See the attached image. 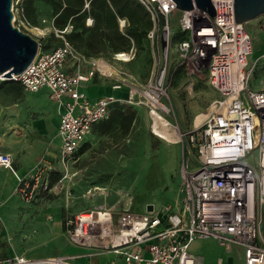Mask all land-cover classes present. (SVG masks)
<instances>
[{"label":"built area","instance_id":"obj_1","mask_svg":"<svg viewBox=\"0 0 264 264\" xmlns=\"http://www.w3.org/2000/svg\"><path fill=\"white\" fill-rule=\"evenodd\" d=\"M138 1L152 21L148 39L155 41L158 49L162 36L167 45L175 3ZM211 1L214 16L197 7L180 11L179 25L189 39L180 40L176 49L190 84L204 81L219 96L210 101L205 117L186 132L195 163L192 165L188 158L182 162L177 199L141 212L127 208L82 211L66 230L73 243L90 246L91 240L107 239L102 249L121 257L124 264H201V257L191 253L189 246L196 239L213 238L225 250L240 248L243 264H264L260 225L264 213V90L248 87L250 35L242 23L234 20L233 0ZM83 8H88V1ZM91 23L87 17L86 24ZM119 23L123 26L124 19ZM133 57L131 48L114 54L113 59L128 61ZM99 64L97 58L85 57L62 37L55 48L39 47L32 62L9 78L27 92L45 89L48 98L56 102L57 156L62 163L74 157L92 127L108 117L116 100L102 96L92 102L79 89L95 76ZM165 76L166 57L158 53L153 56L151 75L137 96L153 119L168 122ZM130 98L136 97L131 94ZM0 168L12 173L17 181L15 190L26 201L37 199L47 190V179L40 182L37 172L21 177L8 152L0 151ZM98 213L109 219H95ZM72 258L57 255L31 259L16 255L0 258V264H73ZM223 262L220 256L215 264Z\"/></svg>","mask_w":264,"mask_h":264},{"label":"rangeland","instance_id":"obj_2","mask_svg":"<svg viewBox=\"0 0 264 264\" xmlns=\"http://www.w3.org/2000/svg\"><path fill=\"white\" fill-rule=\"evenodd\" d=\"M12 5L13 23L20 29L37 39H45L51 32L56 37L49 5L39 0L32 2L37 15L35 25L24 20V0H13ZM179 17L180 10L175 9L169 19L167 45L162 36L158 49L155 41L144 39L140 46L134 45L131 61L115 60L107 49L99 54L100 68L106 71L99 84L118 85L117 94L112 95L116 100L111 112L116 105H128L131 108L125 114L133 109L135 117L126 131L117 122L103 124L106 118L95 124L68 162L59 160L55 133L50 132L51 112H55V108L50 109L51 99L43 91L27 92L0 76V151L13 155L21 177L37 172L39 181L47 179L48 183L37 199L26 201L16 192L17 181L12 173L0 171L1 259L16 255L36 259L41 257L38 253L48 255L40 258L44 259L66 253L69 246H78L87 251L74 254L78 264H97L98 254L106 252L102 248L108 240H91L90 246L73 243L66 230L78 213L108 208L141 212L148 204L161 207L177 199L180 166L187 158L192 165L195 163L186 132L205 117L206 107L219 96L204 81L190 84L176 49L180 40L189 39L180 28ZM242 24L251 44L247 84L264 90V14ZM158 53L166 57L165 102L170 106L166 119L177 133L157 117L153 119L137 96L151 75L153 56ZM132 90L137 93L132 94L135 99L130 98ZM260 225L264 234V213ZM193 247L207 256L215 249L212 242H198ZM221 255L224 264L239 262L234 248L223 249Z\"/></svg>","mask_w":264,"mask_h":264},{"label":"trees","instance_id":"obj_3","mask_svg":"<svg viewBox=\"0 0 264 264\" xmlns=\"http://www.w3.org/2000/svg\"><path fill=\"white\" fill-rule=\"evenodd\" d=\"M33 1L37 0H24L23 17L29 25L36 24L37 15L32 7ZM39 1L51 7L52 25L56 35L54 37V33L51 32L45 39L39 38L42 50L59 46L64 37L85 57L98 58L99 54L106 49L114 56L117 53L128 52L131 48L134 49V45L140 46L143 40L148 38L147 33L152 28L148 13L138 0ZM86 1H88V8L84 9ZM87 17L92 19L90 25L86 24ZM119 19H124L123 26L120 25ZM51 40L53 43L50 44ZM130 108L128 105H116L102 123L117 122L126 131L135 117L133 109L128 115L125 114V111Z\"/></svg>","mask_w":264,"mask_h":264},{"label":"water","instance_id":"obj_4","mask_svg":"<svg viewBox=\"0 0 264 264\" xmlns=\"http://www.w3.org/2000/svg\"><path fill=\"white\" fill-rule=\"evenodd\" d=\"M176 9L191 10L197 7L214 16L211 0H172ZM13 0H0V76L10 80L12 74L22 72L36 56L39 39L13 23ZM264 14V0H233V16L238 23L248 22ZM11 81V80H10ZM151 204L146 210L152 209Z\"/></svg>","mask_w":264,"mask_h":264},{"label":"crops","instance_id":"obj_5","mask_svg":"<svg viewBox=\"0 0 264 264\" xmlns=\"http://www.w3.org/2000/svg\"><path fill=\"white\" fill-rule=\"evenodd\" d=\"M100 66H102V65L99 64V71L95 74V76L89 82L83 83L79 87V89L82 92H84L87 95V97L89 98V100L92 101V102L95 101L99 97L116 95L117 92H118V88H114L113 85L105 86V85L99 84V82H101L102 79H104V75L106 73V71L103 70L102 68H100ZM67 72H71V69H68ZM41 91H43V94L48 97L47 91L45 89H42V90H40L38 92H41ZM50 101H51L50 109L52 110V109L55 108V112L54 111L51 112V119L53 117V121H52V123H50V127L49 128H50V132L51 133H55V137H56V140H57V146L59 148V139L57 137V124H58V119H59L58 106H57L56 102H54L52 100H50ZM88 135L85 137L82 145L86 142ZM82 145H81V147H82ZM9 154L11 155V153H9ZM11 158H12L13 166L16 169L17 173L19 174V170H17V168L15 166V163H14L13 155H11ZM2 170L6 171L7 173L9 172L7 169L0 168V171H2ZM198 242H212L214 244V246H215V249L213 250L212 253H209V255L207 256L206 255L207 253L205 251H201V250L198 251V250H196L193 247L194 244L198 243ZM189 250L194 255H197V256L201 257V264H215L216 258L222 256L221 253L223 252L222 246L216 240H214L213 238L196 239L193 242H191V244L189 246ZM79 251L82 252V254L87 253V251L83 250L81 247L79 248L78 246H69L68 248H66V253H60V254H56L54 256H57V255L71 256V257H73L72 260H71L72 263L73 264H78L77 263V258H76V256L74 254L78 255ZM234 251H235L236 258L239 259L238 264H243V256H242L241 249L238 248V247H234ZM37 255H40L41 257H36V258H42V257H47L48 256V255H45L44 253H38ZM111 261H114V264H124L122 258L117 256V255H115L112 251H106L105 253H99L98 254L97 264H108ZM222 264H224V262ZM227 264H232V263L228 262Z\"/></svg>","mask_w":264,"mask_h":264},{"label":"bare ground","instance_id":"obj_6","mask_svg":"<svg viewBox=\"0 0 264 264\" xmlns=\"http://www.w3.org/2000/svg\"><path fill=\"white\" fill-rule=\"evenodd\" d=\"M42 30H43V29H41V31H42ZM37 31H38V30H37ZM131 94H137V93H136L134 90H132V91H131ZM157 118H158V117H157ZM158 120H159V122H160L162 125L171 128V129L173 130V132L177 133L176 129H175L174 127H172V126H171L166 120L161 119V118H158ZM85 217H86V216H85ZM94 217H95V219L100 220V221H105V220H108V219H109L108 216H105V215L102 214V213L95 214ZM84 219H86V218H83V220H84ZM103 233H106V231L104 230ZM85 241L87 242V241H90V240L85 239Z\"/></svg>","mask_w":264,"mask_h":264}]
</instances>
